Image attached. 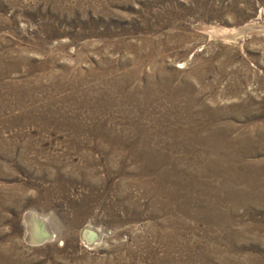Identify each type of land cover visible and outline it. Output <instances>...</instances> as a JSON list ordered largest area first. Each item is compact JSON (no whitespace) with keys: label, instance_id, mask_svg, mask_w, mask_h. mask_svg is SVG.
<instances>
[{"label":"rangeland","instance_id":"1","mask_svg":"<svg viewBox=\"0 0 264 264\" xmlns=\"http://www.w3.org/2000/svg\"><path fill=\"white\" fill-rule=\"evenodd\" d=\"M0 264H264V0H0Z\"/></svg>","mask_w":264,"mask_h":264},{"label":"bare ground","instance_id":"2","mask_svg":"<svg viewBox=\"0 0 264 264\" xmlns=\"http://www.w3.org/2000/svg\"><path fill=\"white\" fill-rule=\"evenodd\" d=\"M34 215V214H33ZM37 216V215H36ZM39 218V217H38ZM38 218H36V219H38ZM28 220V219H27ZM36 221V220H35ZM46 221V220H45ZM32 222V221H31ZM41 222V221H40ZM38 224V223H37ZM50 224V223H49ZM27 230L29 231V238L28 239H33V238H35L34 237V235L33 234H30V232H31V224L29 223V222H27ZM35 226H37V225H35ZM33 228V227H32ZM50 229V228H49ZM35 230V229H34ZM37 231V230H36ZM83 231H84V233L83 234H81L84 238H86V240H89V239H91L90 240V242L92 241V240H94L95 239V237H96V239L98 238V234L99 235H101L100 233H101V231H99V230H95L94 228H92V227H89V226H86L85 228H83ZM82 231V232H83ZM50 232H51V230H50ZM34 234H35V232H33ZM53 235V234H52ZM51 235V236H52ZM36 236V235H35ZM49 236H50V234L49 233H46L45 232V234L43 235V236H41L40 238H35V240H37L38 242L39 241H43V240H45V239H47V238H49ZM82 237V239H84ZM94 242V241H93ZM89 246V245H88Z\"/></svg>","mask_w":264,"mask_h":264},{"label":"water","instance_id":"3","mask_svg":"<svg viewBox=\"0 0 264 264\" xmlns=\"http://www.w3.org/2000/svg\"><path fill=\"white\" fill-rule=\"evenodd\" d=\"M260 27H258L257 25H246V26H243L242 28H240L238 31H240V33L242 34H246L248 32H251V31H255L257 29H259Z\"/></svg>","mask_w":264,"mask_h":264}]
</instances>
